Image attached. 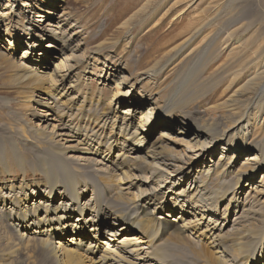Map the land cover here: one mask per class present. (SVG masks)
Masks as SVG:
<instances>
[{
    "label": "bare ground",
    "instance_id": "bare-ground-1",
    "mask_svg": "<svg viewBox=\"0 0 264 264\" xmlns=\"http://www.w3.org/2000/svg\"><path fill=\"white\" fill-rule=\"evenodd\" d=\"M251 5L248 3L245 6L246 11H250ZM9 12L11 13V10ZM4 13L0 11V24L9 20L6 19L8 13ZM40 13L46 14V18L47 16L55 17L48 11ZM38 18L40 21H37L38 25L33 31L39 29V34L30 35L27 31H23L27 35L26 40L30 41L27 46L31 51L24 52L21 61L12 63V65L20 70V80L26 88L38 86V90L45 91L44 89L48 88L45 87L44 82L48 77L41 76L36 68L26 65V62L33 58L35 52L39 54H36L37 57H43L46 54V48L42 46L45 40L50 39L54 43H60L63 48H69L71 39H66L65 31L61 26L57 25L58 29L54 27L55 25L48 27L50 24L45 25L46 21L40 24L43 19L41 15ZM212 19L207 17L204 24L193 34L198 35L205 29L213 31L218 24L217 20ZM246 19H250V21L247 23ZM60 22L66 26L68 21L64 19ZM237 24L240 26L231 33L225 31L234 27L232 23L227 28L223 27V24L220 29L214 31L215 33L206 44L205 50L203 49L202 56L192 64L190 74H186L184 92L198 94L200 100L208 99L209 94L218 85L220 87L222 80L229 78L231 82L241 75H248L242 89L227 96L225 100L210 98L206 107L200 109L179 108V105H182L181 101L176 105L171 104L169 100L165 101L162 106H158L162 111V119L172 128L175 125L180 127L187 121L193 123L194 136L190 138V142L185 143V152L194 151L204 154L210 146L216 143H221L225 149L230 148L228 152L231 153H234L232 148H236L239 152L247 145H251L256 150V153L249 156L239 169H236L237 161H229L226 164H215L213 171L209 169L199 171L197 183L200 189L189 187L178 193L179 196H184L187 202L200 206L201 203L197 200L198 194L204 192L202 195L200 194V199L209 205V208H204L202 205L201 208L198 207L203 210V215L193 220L187 221L183 217H177L183 227L192 224L194 230L198 232V237H205L210 241L211 247H216L213 255L203 246L194 244L191 247L198 256L202 257L201 261L204 258L201 264H257L256 261L260 257L259 249L264 244V224L262 229L250 236V232L243 229L231 236L223 234L222 230H217V226L212 225L211 220L207 222L205 217V214L210 213V210L217 209L221 203L225 202L228 195L232 196V199L238 204L240 201L238 195L244 194L240 193L243 174L247 172L254 174L257 169L264 167V57L260 53V49L246 47L238 57L224 64L218 73L211 78L204 77L211 66L218 63L221 54L230 48L229 42L236 31L238 34L239 31L255 28L251 18L242 17ZM10 25L13 26L11 21L9 25H6L7 28ZM259 33V38L264 36L263 30H260ZM73 35L77 34L73 33L71 36ZM31 41H36V43L31 44ZM69 51L73 55L75 49L70 48ZM73 70L74 68L69 65L61 64L60 67H56V76L60 80L52 77L48 79L49 87H56L55 92L41 94L37 96V99L31 91V96L25 101L27 105H30L32 117L42 123L40 129H49L51 126V131L54 134L42 136L37 143L26 141L25 136L21 134L16 139H11V145L5 143L0 146V222L2 223V220L5 219L3 223L14 235L13 240L18 244L22 242L34 245L33 252L38 251L43 258L52 259L56 264H176L169 247L171 244L169 246L168 244H157L159 239L161 241L163 230L158 223L160 221L150 216L149 209L155 211L158 207L152 208L150 204L141 203L145 197L151 196V193L155 191L153 185L163 181L159 173L161 172L159 163L164 165L166 160L162 156L158 158L155 154L147 152L142 141L136 144V147L132 146L135 141L141 139L143 127L145 128L146 124L152 121L154 110L150 108L146 110V113L141 112L139 123L135 126L128 119L132 114L130 109H127L126 118L119 122L121 126H117L115 123L109 126L107 120L103 121L102 116L99 115L100 99L96 103H93L91 99L88 104L87 99L83 97L80 102L82 90L80 80L83 79V76L75 73L74 80L66 89L59 88L58 85L67 77V73ZM63 73L66 74L61 75ZM160 73L161 71L153 72L152 76H157ZM100 77L107 81L113 80L111 73H107L105 77L101 72ZM148 78H150L149 73H146L140 75L134 82L127 83L130 86L126 92L121 90V85H127L125 79L120 84L113 81L116 84V89L119 88V90L110 100L109 108L115 106L117 109L120 103L122 105L126 100L132 104L131 109L139 110L142 103L154 99V92L151 90L144 95H140L139 92L134 94L135 87L138 85H142L141 88L145 89L146 84L143 83L150 81ZM173 100L177 103V100L174 98ZM86 102L88 109L84 108ZM151 102L154 103V101ZM51 104H55V107L51 108ZM158 104L154 103L156 106ZM35 105H42L51 111L59 107L60 110L53 111L55 118L50 120L49 114L43 115V111L37 112V109L34 108ZM207 112L210 113L209 117L205 115ZM52 121L58 123V126L52 125ZM44 124L46 127H43ZM57 132L60 133L57 134ZM32 133L36 134L34 131ZM179 133L187 135L186 128L180 127ZM60 137H65L68 141L60 145L56 141ZM258 137L261 139L258 140ZM242 139L246 142H239ZM26 142L32 143L36 150L35 152L30 151L32 155L23 153L18 146V144L24 146ZM225 142L227 143L225 144ZM68 143L76 145L66 146ZM78 146H81L82 152L101 157L102 162L106 164H96L89 159L81 160L68 156L67 151L74 150ZM117 149L118 154L114 155ZM126 151L133 153L134 156L130 167L126 166L123 158ZM141 152L146 153V157H142ZM147 157L151 159V162L146 160ZM222 159L223 157L220 158V161ZM68 161H72L74 164L84 162L88 165H80L79 168H76ZM94 164L105 167L108 164L109 167L106 170L110 174L109 177L95 180L96 176H92V174L97 170L91 167ZM130 172L140 174L136 181L142 184L141 187L132 183L123 184L120 187L114 184L113 175L115 173H119V177H125L126 174L130 175ZM260 183L263 190L259 193L263 194L264 175H262ZM88 187L91 188L92 197L82 203L81 195L84 197L88 195L85 191ZM158 187L162 188L161 185ZM134 188H136V193L132 195L134 199L132 200L128 196ZM150 190L151 193H149ZM168 193L173 192L169 190ZM43 198H46V201H38ZM178 208L180 206L177 203H170L165 205L162 211L170 215ZM180 212H185L183 206H181ZM106 217L107 221L102 225L100 222ZM108 218L112 219L114 223L108 221ZM249 220L253 221L255 218L251 217ZM32 228H36V230L31 231ZM96 228L105 229L106 240H103V235L100 236L99 233L90 235L87 232H96ZM167 228L174 229L172 234L178 237L183 234V230H181L183 228L179 229L176 225H169ZM20 230H24L29 236L25 237ZM66 236L70 237L66 238ZM248 236L249 238H247ZM173 239L175 238L173 237ZM217 242L219 244L216 245ZM144 245L147 248H144ZM82 249L84 250L81 251ZM98 255L100 256L97 258Z\"/></svg>",
    "mask_w": 264,
    "mask_h": 264
},
{
    "label": "rangeland",
    "instance_id": "rangeland-1",
    "mask_svg": "<svg viewBox=\"0 0 264 264\" xmlns=\"http://www.w3.org/2000/svg\"><path fill=\"white\" fill-rule=\"evenodd\" d=\"M248 3L252 4L250 11L248 10L249 12L245 9ZM9 10H11V13ZM0 11L8 13L6 19H9L0 24V146L5 143L11 145V139H16L21 134L25 136L26 141L32 143L39 142L42 136L54 134L51 131V126L49 129H40L42 123L32 117L30 105H27L25 101L31 96V91L37 99V96L41 94H48L50 91L55 92V86L49 87V77L60 80L56 76L55 68L60 67L61 64L72 66L75 71L67 73V77L58 85L59 88L66 89L74 80L73 75L75 73L83 76V79L80 80L82 86L80 102H82L83 97L87 99L88 104H90L91 99L93 103L100 99L101 104L98 107V112L103 121L107 120L109 126L114 123L121 126L119 122L126 118L127 109H130L132 114L128 119L135 126L139 123L138 119L141 112L146 113V110L150 108L154 110L152 121L146 124L145 128L143 127L141 139L131 145L136 147V144L142 141L147 148V152L155 154L158 158L162 156L166 160L164 165L159 163V169L161 170L159 173L163 181L155 186L153 185L155 191L150 190L149 193L152 192V195L141 201L142 204H150L152 208L158 207L155 211L149 209L150 216L160 221L158 223L163 230V238L161 237V241L159 239L157 244H168V246L171 244L169 247L176 264H193L195 262L201 264L204 261V258L201 261L202 257L192 250L191 247L194 244L203 246L213 255L216 247H211L210 241L205 237H198V232L194 230L192 224L183 227L182 222L177 220L178 216L188 221L203 215L200 206L209 208L208 203L200 199L204 192L198 194L197 200L200 201V206L187 202V199L184 196H179L178 193L189 187H200L197 183V178H199L197 176L200 175L199 171L202 172L205 169L213 171L215 164H226L229 161H237L236 169H239L242 164H245L249 156L256 153V150L251 145H247L245 149L239 152L236 148H232L234 153H231L228 152L230 148L225 149L224 145L216 143L210 146L204 154L195 153L194 151L185 152V143L190 142V138L194 136L193 123L187 121L186 124H182L180 127L186 128L187 135L180 134L178 125L172 128L162 119V111L158 106H162L165 101L169 100L171 104L176 105L181 101L180 104L182 105H179V108L200 109L206 107V103L210 98L225 100L227 96L239 92L244 86L248 75H241L231 82L229 78L222 80L220 87L218 85L209 94V98L204 100H200L198 94L184 92V81L186 80L185 77L191 72L190 67L202 56L206 44L211 40L210 38L216 32V29H220L223 24V27L227 28L232 23L234 27L225 31L231 33L240 26L237 22L242 17L251 18L254 21L255 28L252 27L248 31H239L238 34L236 31L229 42L230 48L222 53H225L224 55L221 54L218 63L213 64L210 70L204 74V77L211 78L219 72L224 64L238 57L246 47L260 49V53L264 57V36L258 37L260 30L264 31V0H0ZM42 11L43 13L48 11L54 14L55 17L47 16L46 18V14L40 13ZM39 15L43 18L40 24L46 21L45 25L50 24L48 27L55 25L54 27L58 29L61 26L65 31L66 39H71L69 48H63L60 43H54L47 39L42 43V46L46 48V54L43 57H37L38 52H35L33 58L27 60L26 65L36 68L41 76L48 77L44 82L45 87L48 88L44 89L45 91L38 90V86L26 88L20 80V70L12 65V63L21 61L24 52L31 51L27 46L30 41L26 40L27 35L24 32L27 31L30 35L33 33L39 34V29L33 31L38 25L37 21H40ZM207 17L217 20L218 25L214 27L213 31L212 29H205L198 35H194V31L204 24ZM59 19H66L68 21L66 26ZM10 21L13 26L10 25L7 28L6 25H9ZM249 21L250 19H246L247 23ZM57 25L59 26L57 27ZM73 33L77 35L71 36ZM34 43L36 41H31V44ZM70 48L75 49L73 55L69 51ZM156 71H161V73L153 77L152 73ZM101 72L105 77L107 73H111L113 80L107 81L105 78L100 77ZM146 73H149L150 78L148 80L150 79V81H144L143 84H146L145 89L141 88L142 85L135 87L134 94L139 92L140 95H144L151 90L154 92V99L142 103L143 105L139 110L131 109L132 104H129L126 100L122 105L120 103L117 109L115 106L109 108L110 100L115 92L119 90V88L116 89V84L113 81L120 84L125 79L126 84L132 83L140 75ZM75 80L78 79L75 78ZM129 86L130 84L121 85V90L126 92ZM173 98L177 100V103ZM151 101L159 104L156 106ZM87 102L84 106L85 109H88ZM50 107L54 108L55 104H51ZM34 108L37 109V112L43 111V115L48 113L50 120L55 118L53 117V111L58 112L60 110L59 107H56L55 110L51 111V109H45L42 105H35ZM205 115L209 117L210 113L207 112ZM51 123L58 126V123L54 121ZM43 127H46V125L44 124ZM31 130L36 134L32 133ZM260 137H258V140L261 139ZM66 139L60 137L56 141L58 144L63 145L68 141ZM243 141L242 139L239 142ZM32 143L26 142L24 146L20 143L18 146L23 153L31 154L30 151H36ZM71 145L76 144H66V146ZM81 150V146L75 147L74 150L67 151L68 156L81 160L89 159L96 164H106L102 162L101 157H96ZM117 154L118 149L114 155ZM224 154L225 156H223ZM140 155L146 157L144 152H141ZM133 157V153L125 152L123 158L127 167L132 165L131 160ZM221 157L223 159L220 161ZM146 160L151 162L148 157ZM68 163L76 168H79L80 165H88L84 162H77L76 165L72 161H68ZM96 164L91 166L97 170L92 174V176H96L95 180H103L102 177H109L110 174L106 170L109 167L108 164L106 167ZM139 175L137 172H130V175L126 174L125 177H119V173H115L113 182L117 187L131 183L141 187L142 184L136 181ZM262 175H264V167L257 169L254 174L250 172L243 174L240 193L244 194L238 195V198H240L239 203L236 204L232 196L228 195L227 200L221 203L217 209H214L215 211L210 210V213L205 214L207 222L211 220L212 225L217 226V230H222L223 234L231 236H234L241 229L250 232L249 236L262 229L264 224V193H259L263 190L260 183ZM158 185H161L162 188L159 189ZM169 190L173 193H168ZM85 191L88 195L86 197L81 195L80 201L82 203L92 197L90 187ZM135 193L136 188L131 190L128 197L134 200L132 195ZM38 201H46V198ZM170 203H177L180 208L169 215L163 212L162 209ZM181 206H183L185 212H180ZM251 217H254L255 220H249ZM106 221L107 217L99 222L103 225ZM108 221L114 223L110 218H108ZM3 222H5V219L2 220V223L0 222V264H56L52 259L43 258L38 251L33 252L34 245H27L22 242L18 244L13 240L14 235ZM169 225H176L179 229L183 228L181 229L183 234L179 237L172 234L174 229L167 228ZM100 228H96V232H87L90 235L99 233L100 236L103 235L102 239L106 240V237H104L106 231L104 228ZM33 230H36V228L31 229V231ZM20 232L25 237L29 236L24 230H20ZM68 237L70 236H66V238ZM143 247L147 248L145 245ZM258 255L260 257L256 261L257 264H264V244L259 249Z\"/></svg>",
    "mask_w": 264,
    "mask_h": 264
}]
</instances>
